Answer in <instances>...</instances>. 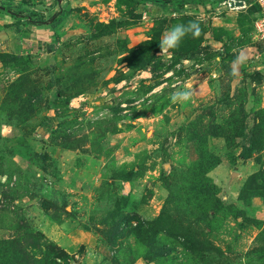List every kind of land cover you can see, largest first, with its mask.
I'll list each match as a JSON object with an SVG mask.
<instances>
[{"label":"rangeland","instance_id":"1","mask_svg":"<svg viewBox=\"0 0 264 264\" xmlns=\"http://www.w3.org/2000/svg\"><path fill=\"white\" fill-rule=\"evenodd\" d=\"M0 5V264H264L254 0Z\"/></svg>","mask_w":264,"mask_h":264},{"label":"trees","instance_id":"2","mask_svg":"<svg viewBox=\"0 0 264 264\" xmlns=\"http://www.w3.org/2000/svg\"><path fill=\"white\" fill-rule=\"evenodd\" d=\"M128 1H130L132 3H135V4H142V3H148V2H150V3L157 4V5H161L163 3H175V4H177V6H178V8L180 10H183L187 4H190V3H201V4H205V3H207L210 0H128ZM219 1L221 2L223 0H219ZM255 7H256V9L258 11V6L256 4H255ZM0 10L8 11V12L12 13L15 16H19L20 15L19 14L20 12L13 11L11 8L5 7L3 5H0ZM27 18L28 19L25 20L26 23L36 24V20H34V19L30 18V17H27ZM59 21L60 20H57V21L54 20L53 23H52V26H54V27L57 26ZM37 23L40 24V23H43V22H37ZM257 47H258V49L260 51H263L264 50V43L260 41V44H258ZM224 69H225L226 73L229 76L228 85L231 86L232 80L235 77V73H234V70H233V68L231 66V63L230 62L225 63L224 64ZM227 100H230L231 101V99L229 97L227 98ZM240 111L243 112V113H245L244 104H241ZM252 133L253 134H250V138H251L250 139V142L252 143V147L249 150H251L253 152L256 147L257 148L260 147V145L262 143V139L264 137V117L261 119L260 123H258V124H256L254 126V128L252 130ZM257 133H258L259 136L257 135ZM246 151H247V147L244 148V152H243V155L244 156H246ZM117 231H119V230H117ZM154 235L155 234H153L150 237L149 240H151L152 238H154ZM149 240H148V242L150 243V246L151 247H154V244L151 243ZM45 264H48V263L45 262Z\"/></svg>","mask_w":264,"mask_h":264},{"label":"clouds","instance_id":"3","mask_svg":"<svg viewBox=\"0 0 264 264\" xmlns=\"http://www.w3.org/2000/svg\"><path fill=\"white\" fill-rule=\"evenodd\" d=\"M188 34L199 37L201 28L197 21H191L188 24H176L168 30L159 42L160 52L166 53L171 49L178 48L183 38ZM191 95V91L178 90L172 93L170 99L173 103L187 101Z\"/></svg>","mask_w":264,"mask_h":264},{"label":"built area","instance_id":"4","mask_svg":"<svg viewBox=\"0 0 264 264\" xmlns=\"http://www.w3.org/2000/svg\"><path fill=\"white\" fill-rule=\"evenodd\" d=\"M241 3H245V0H223L221 5L227 7H241ZM254 3L258 6L255 19V30L258 36V40L264 43V0H254ZM257 59H261L264 62V50L257 49ZM264 64V63H263Z\"/></svg>","mask_w":264,"mask_h":264},{"label":"crops","instance_id":"5","mask_svg":"<svg viewBox=\"0 0 264 264\" xmlns=\"http://www.w3.org/2000/svg\"><path fill=\"white\" fill-rule=\"evenodd\" d=\"M1 11H4V10H1ZM6 12H8V11H6ZM8 13H10V12H8ZM10 14H12V13H10ZM13 15V14H12ZM5 21H7V18H6V16H5ZM0 23H4V21H2V20H0ZM4 25V24H3ZM40 25H41V23H40ZM0 28H1V26H0ZM1 30V29H0ZM232 68H233V70H234V73H235V76H237V75H239V73H238V71L234 68V66H232ZM257 70H260V71H264V64L263 65H258L257 66V68H256ZM254 82H255V84H257V80H254Z\"/></svg>","mask_w":264,"mask_h":264}]
</instances>
